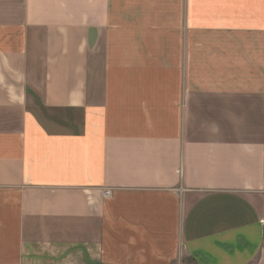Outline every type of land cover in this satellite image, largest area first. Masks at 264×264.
Wrapping results in <instances>:
<instances>
[{
  "label": "crops",
  "instance_id": "obj_1",
  "mask_svg": "<svg viewBox=\"0 0 264 264\" xmlns=\"http://www.w3.org/2000/svg\"><path fill=\"white\" fill-rule=\"evenodd\" d=\"M258 258L264 0H0V264Z\"/></svg>",
  "mask_w": 264,
  "mask_h": 264
},
{
  "label": "rangeland",
  "instance_id": "obj_2",
  "mask_svg": "<svg viewBox=\"0 0 264 264\" xmlns=\"http://www.w3.org/2000/svg\"><path fill=\"white\" fill-rule=\"evenodd\" d=\"M185 264H189V262H184ZM252 264H264V261H262L261 258H258L255 262H253Z\"/></svg>",
  "mask_w": 264,
  "mask_h": 264
},
{
  "label": "built area",
  "instance_id": "obj_3",
  "mask_svg": "<svg viewBox=\"0 0 264 264\" xmlns=\"http://www.w3.org/2000/svg\"><path fill=\"white\" fill-rule=\"evenodd\" d=\"M109 194H110L109 191H105V192H104V195H105V196H108Z\"/></svg>",
  "mask_w": 264,
  "mask_h": 264
}]
</instances>
